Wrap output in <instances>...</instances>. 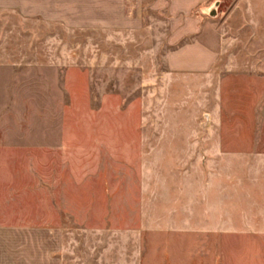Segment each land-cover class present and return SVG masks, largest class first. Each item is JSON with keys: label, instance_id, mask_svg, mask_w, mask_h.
Here are the masks:
<instances>
[{"label": "crops", "instance_id": "0c3cea01", "mask_svg": "<svg viewBox=\"0 0 264 264\" xmlns=\"http://www.w3.org/2000/svg\"><path fill=\"white\" fill-rule=\"evenodd\" d=\"M222 2L0 0V152L26 151L35 132L48 136L52 105L61 106L56 120L64 124L66 106L77 101H138V129L118 136L137 139L139 169L153 162L197 172L158 178L149 189L142 178L141 223L97 229L87 247L67 242L65 227L0 226L14 239L0 242V264H149L146 232L184 237L154 243L170 264L259 263L253 240L264 238V98L257 101L251 85L252 101L225 99L228 75L264 77V0H233L224 13ZM147 10L165 18L149 21ZM103 70L133 74L132 93L98 95L94 75Z\"/></svg>", "mask_w": 264, "mask_h": 264}, {"label": "rangeland", "instance_id": "374dc122", "mask_svg": "<svg viewBox=\"0 0 264 264\" xmlns=\"http://www.w3.org/2000/svg\"><path fill=\"white\" fill-rule=\"evenodd\" d=\"M232 2L223 0L221 12H226ZM148 4L145 9H149ZM145 15L149 21L165 18L162 13L154 15L148 10ZM164 44L161 43L163 51L157 59L160 70L165 68ZM94 76L99 84L98 95L107 90L120 96L127 93L126 87L132 93L133 74L103 70ZM235 85L240 93L235 91ZM251 85L256 89L257 101L264 98V77L241 80L228 75L227 87L230 89L225 101H252L255 95L249 90ZM77 102L76 106H66L64 124L56 120L62 116L61 106L52 105L50 127L54 130L45 133L48 136L44 137L42 132H35L32 147L26 151L0 152V226L65 227L67 242L79 241L87 247L96 241L97 229L133 228L141 223L138 211L142 178H145L146 189H149L156 179L169 178L176 172L197 176L196 171L161 169L153 162L147 163L145 170L139 169V154L134 151L137 139L118 136L122 131L138 129L141 115L138 101H133L129 107L125 106L127 101ZM147 103L145 127L151 129L154 107L151 101ZM36 119L35 116L34 125L40 128ZM63 125L64 131L61 130ZM229 125L233 127V120ZM61 145L64 148H59ZM147 221L151 220L147 218ZM12 238L9 234H0V242H12ZM181 239L184 237L173 234L157 236L146 232V254L150 258L147 263L170 264L168 251H156L154 243L165 246ZM106 241L105 238H97L101 244ZM192 241L201 242L196 235ZM253 242L263 247L253 251L259 259L258 264H262L264 238L259 237ZM2 253L4 251L0 249V256Z\"/></svg>", "mask_w": 264, "mask_h": 264}]
</instances>
